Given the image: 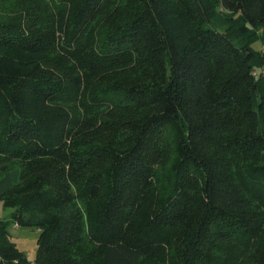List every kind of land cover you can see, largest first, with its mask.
<instances>
[{
  "label": "trees",
  "instance_id": "1",
  "mask_svg": "<svg viewBox=\"0 0 264 264\" xmlns=\"http://www.w3.org/2000/svg\"><path fill=\"white\" fill-rule=\"evenodd\" d=\"M0 200V264H264V0H0Z\"/></svg>",
  "mask_w": 264,
  "mask_h": 264
},
{
  "label": "rangeland",
  "instance_id": "2",
  "mask_svg": "<svg viewBox=\"0 0 264 264\" xmlns=\"http://www.w3.org/2000/svg\"><path fill=\"white\" fill-rule=\"evenodd\" d=\"M262 46V44H259ZM12 209L6 208L2 200H0V220L11 219ZM9 230L12 234L13 240L19 247L26 251L28 256L34 257L36 255L37 241L40 231L33 227H20L11 224Z\"/></svg>",
  "mask_w": 264,
  "mask_h": 264
},
{
  "label": "crops",
  "instance_id": "3",
  "mask_svg": "<svg viewBox=\"0 0 264 264\" xmlns=\"http://www.w3.org/2000/svg\"><path fill=\"white\" fill-rule=\"evenodd\" d=\"M15 226H16V224H15ZM18 226V225H17ZM32 259L34 258V257H31Z\"/></svg>",
  "mask_w": 264,
  "mask_h": 264
},
{
  "label": "built area",
  "instance_id": "4",
  "mask_svg": "<svg viewBox=\"0 0 264 264\" xmlns=\"http://www.w3.org/2000/svg\"><path fill=\"white\" fill-rule=\"evenodd\" d=\"M1 258V257H0Z\"/></svg>",
  "mask_w": 264,
  "mask_h": 264
}]
</instances>
